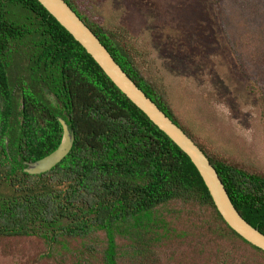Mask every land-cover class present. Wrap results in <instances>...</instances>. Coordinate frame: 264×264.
<instances>
[{
  "label": "trees",
  "instance_id": "1",
  "mask_svg": "<svg viewBox=\"0 0 264 264\" xmlns=\"http://www.w3.org/2000/svg\"><path fill=\"white\" fill-rule=\"evenodd\" d=\"M65 1L200 147L235 208L264 233V172L206 150L140 75L122 34ZM59 118L74 130L70 152L50 171L26 173L25 161L58 146ZM177 210L264 256L226 223L190 158L38 0H0V238H35L54 264H149L152 247L183 236L168 219Z\"/></svg>",
  "mask_w": 264,
  "mask_h": 264
},
{
  "label": "rangeland",
  "instance_id": "2",
  "mask_svg": "<svg viewBox=\"0 0 264 264\" xmlns=\"http://www.w3.org/2000/svg\"><path fill=\"white\" fill-rule=\"evenodd\" d=\"M77 1L122 34L140 75L206 150L264 172V0ZM175 215L183 236L152 247L149 264H264L196 212ZM45 253L35 238H0V264H54ZM130 259L122 264H139Z\"/></svg>",
  "mask_w": 264,
  "mask_h": 264
},
{
  "label": "water",
  "instance_id": "3",
  "mask_svg": "<svg viewBox=\"0 0 264 264\" xmlns=\"http://www.w3.org/2000/svg\"><path fill=\"white\" fill-rule=\"evenodd\" d=\"M38 1L85 48L112 82L190 158L226 223L246 241L264 250V233L248 223L235 208L217 170L200 147L137 86L65 0ZM59 121L62 136L58 146L37 160L25 161L26 173L38 175L50 171L70 152L74 130L63 118Z\"/></svg>",
  "mask_w": 264,
  "mask_h": 264
}]
</instances>
